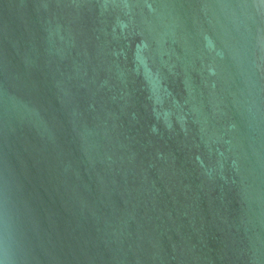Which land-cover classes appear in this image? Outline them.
Returning <instances> with one entry per match:
<instances>
[{
  "label": "water",
  "instance_id": "water-1",
  "mask_svg": "<svg viewBox=\"0 0 264 264\" xmlns=\"http://www.w3.org/2000/svg\"><path fill=\"white\" fill-rule=\"evenodd\" d=\"M0 264H264V0H0Z\"/></svg>",
  "mask_w": 264,
  "mask_h": 264
}]
</instances>
